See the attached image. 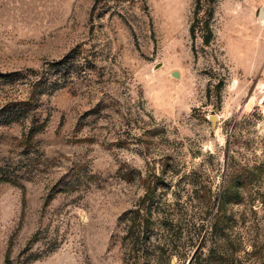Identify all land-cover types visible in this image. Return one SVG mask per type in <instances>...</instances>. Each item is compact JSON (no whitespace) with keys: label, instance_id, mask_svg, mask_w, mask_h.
<instances>
[{"label":"rangeland","instance_id":"1","mask_svg":"<svg viewBox=\"0 0 264 264\" xmlns=\"http://www.w3.org/2000/svg\"><path fill=\"white\" fill-rule=\"evenodd\" d=\"M234 170L250 177L232 208L251 251L264 0H0V264H147L121 217L150 199L167 244L150 263L189 264Z\"/></svg>","mask_w":264,"mask_h":264},{"label":"trees","instance_id":"2","mask_svg":"<svg viewBox=\"0 0 264 264\" xmlns=\"http://www.w3.org/2000/svg\"><path fill=\"white\" fill-rule=\"evenodd\" d=\"M36 84L38 85L39 82ZM246 179H250V177L243 178L242 175L236 173V170L231 171L221 193L217 212L213 216L210 229L200 231L204 226L199 229L197 236L199 241L197 245L198 249L192 253V259L189 264H245V261L240 259L241 252L248 254V258L252 256L257 258L255 262L254 259L250 264H264V245H256L255 248L252 247V250L248 251V247H244V244L235 238L236 235L233 232L236 217L232 207L243 198L242 186L247 183ZM150 193L151 197H153L155 190L153 189ZM142 201L145 202L144 199ZM154 201L155 199L149 200L147 206L149 210L146 214L145 212H141L140 209H136L129 212L131 214L130 217H128V213H124L121 217H127L126 219L129 221L126 237L130 238V250L134 254L132 255V259L139 262L140 257L136 256L143 254L145 255L147 264H152L150 262L154 261L153 257L155 258L156 254H163L167 245L159 241L155 245L151 240L155 225L151 214V206ZM160 229L163 230L161 232L163 235L166 231L171 232L172 227L171 225L169 226L168 222L163 221L161 222ZM193 236L194 234L191 230H182L179 233H175L174 239L184 244L188 243L189 239ZM158 256L160 257V255ZM153 264L158 263L153 262ZM168 264H170V260Z\"/></svg>","mask_w":264,"mask_h":264},{"label":"water","instance_id":"3","mask_svg":"<svg viewBox=\"0 0 264 264\" xmlns=\"http://www.w3.org/2000/svg\"><path fill=\"white\" fill-rule=\"evenodd\" d=\"M262 15H263V12H262V10H260V16H262ZM212 120H214V119L212 118ZM191 259H192V256H191L190 259L188 260V263H190Z\"/></svg>","mask_w":264,"mask_h":264}]
</instances>
